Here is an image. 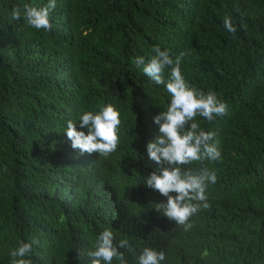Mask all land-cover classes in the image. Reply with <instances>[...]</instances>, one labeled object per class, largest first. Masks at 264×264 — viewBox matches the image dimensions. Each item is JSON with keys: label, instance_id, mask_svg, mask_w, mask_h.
I'll return each mask as SVG.
<instances>
[{"label": "trees", "instance_id": "16d2710c", "mask_svg": "<svg viewBox=\"0 0 264 264\" xmlns=\"http://www.w3.org/2000/svg\"><path fill=\"white\" fill-rule=\"evenodd\" d=\"M48 2L0 0V264L33 239L32 264H92L105 229L135 249H120L127 264L146 247L165 252L161 264H264V0H56L51 31L11 19ZM156 46L173 60L188 52L186 81L228 106L195 118L222 156L183 166L217 174L189 231L155 211L167 198L145 185L161 171L147 145L170 96L133 61ZM101 103L120 113L117 150L81 155L67 122L87 134L78 116Z\"/></svg>", "mask_w": 264, "mask_h": 264}, {"label": "clouds", "instance_id": "9594fccd", "mask_svg": "<svg viewBox=\"0 0 264 264\" xmlns=\"http://www.w3.org/2000/svg\"><path fill=\"white\" fill-rule=\"evenodd\" d=\"M55 8L56 0H49L39 8L26 4L23 12L19 7H14L11 19L19 21L23 17L28 26L36 30L51 31L53 25L50 23V13ZM223 26L235 36L237 28L230 16L223 17ZM152 51L154 54L147 62L144 57H136L133 63L155 85H165L170 102L166 110L154 117L161 135L147 145L149 159L160 165L161 171L159 174L152 172L145 178V185L167 198L166 202L154 204L155 211L175 221L184 231H189L192 228L190 218L201 209L210 207L206 190L209 184L216 183L217 174L207 167L193 170L183 166L202 159L217 162L222 156L219 142L212 143L215 133L202 130L195 118L199 115L211 122L216 116L227 115L228 106L218 100L214 92L205 93L186 81L182 75L181 63L189 55L188 52H180L173 60L168 51L161 50L158 46ZM166 71L167 82L164 79ZM78 121L80 128L88 130L87 134L77 131V123L72 120L67 122L64 131L74 150H79L81 155L99 153L104 158L117 150L121 119L120 113L112 104L101 103L95 112L82 110ZM33 244H39V241L33 239L30 243L20 242L18 247L11 250V264H32L25 257L30 254ZM120 249H126L136 256L135 249L127 239L116 243L112 230L105 229L96 238L88 256L94 258L92 264H112L114 258L119 264H127L125 253ZM77 253V258L80 259L81 253ZM136 259L137 264H161L166 259V254L146 247Z\"/></svg>", "mask_w": 264, "mask_h": 264}]
</instances>
